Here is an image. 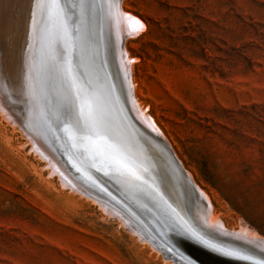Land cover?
Listing matches in <instances>:
<instances>
[{"label": "rangeland", "instance_id": "obj_1", "mask_svg": "<svg viewBox=\"0 0 264 264\" xmlns=\"http://www.w3.org/2000/svg\"><path fill=\"white\" fill-rule=\"evenodd\" d=\"M122 3L145 24L125 47L146 114L216 217L264 237V0ZM14 129L0 113V264H174Z\"/></svg>", "mask_w": 264, "mask_h": 264}, {"label": "water", "instance_id": "obj_2", "mask_svg": "<svg viewBox=\"0 0 264 264\" xmlns=\"http://www.w3.org/2000/svg\"><path fill=\"white\" fill-rule=\"evenodd\" d=\"M121 3L60 0L63 13L57 17L49 16L44 0H38L25 73L24 122L81 191L116 209L166 259L172 255L177 264H264V255L207 234L196 217L195 200L204 199L208 208L210 203L167 140L132 113L130 75L128 94L114 64L111 12L117 14ZM127 37L119 31L121 55Z\"/></svg>", "mask_w": 264, "mask_h": 264}, {"label": "bare ground", "instance_id": "obj_3", "mask_svg": "<svg viewBox=\"0 0 264 264\" xmlns=\"http://www.w3.org/2000/svg\"><path fill=\"white\" fill-rule=\"evenodd\" d=\"M122 4L123 3H121V9L117 14H115L114 10H112L113 13L111 12L112 30H114V38L116 42V45L114 46V64L118 74L124 78L125 84L126 74L130 75L129 89L133 96V103H131L130 106L135 118L146 129L149 128L152 132H157L162 137H164V133L157 127L152 118L146 114V110L143 108L142 103L135 95L136 89L134 90L135 81L133 78V64L131 63L136 59L130 56V53L126 50V47L124 49V55H121L119 52L117 42L119 31L120 34L128 36L127 38H134L137 35H140V33L145 28V24L142 20L130 16L126 11L123 10ZM37 9L38 0H0V113L4 119L7 120L15 129L22 132V136L26 139L25 144L29 145L34 155H37L41 160H43V162H45L46 169L49 168L50 172L52 171V174L57 175L64 186L85 194L86 192L84 193L77 187L75 181L68 175L61 162L54 156L48 146L40 139L35 129H32V126L29 128V124L26 125V121L24 122L23 120L24 113L22 112V109L26 108L28 94L25 73L26 69L28 68L27 58L30 45V36L32 32V24ZM131 19H134L138 25L131 22ZM129 24H131V27H129ZM126 87L127 93L129 94L130 92L127 84ZM25 144H23V146H25ZM149 150L152 156L155 157L161 165H164L165 162L162 157H160V153L153 148ZM189 176L192 178L190 174ZM201 192L204 194L211 206L208 208L204 199L200 198L195 200V207L197 210V216H195L198 218L199 224L202 226V228H204L207 234L216 236L223 243L232 242L233 245H239L240 247H244L246 249H252L253 251L264 255V237L256 233L257 231L251 232L245 228L239 227V229H229L221 219L216 217L214 211L212 212L213 206L211 201H209V196L206 195L202 190ZM87 194L89 193L87 192ZM87 194H85V196ZM173 195L175 196V199H177V194L174 193ZM92 199L98 202V200L95 198ZM178 200H180L179 197L176 200L177 205H181L180 201ZM98 203L108 213H111L114 215V217L116 216L121 219L122 222L126 224L132 232L136 233V235H139L142 240L149 243L153 249L164 256L162 250H160L155 243L151 242L149 238H146L143 232L133 226V224L124 218L121 213L109 205H106L104 202ZM180 211L182 212V209ZM171 258L172 255L168 260L172 261ZM172 262L177 264L174 261Z\"/></svg>", "mask_w": 264, "mask_h": 264}, {"label": "snow or ice", "instance_id": "obj_4", "mask_svg": "<svg viewBox=\"0 0 264 264\" xmlns=\"http://www.w3.org/2000/svg\"><path fill=\"white\" fill-rule=\"evenodd\" d=\"M44 5L49 16L55 14L57 17H59L63 13V9L59 7L60 0H44ZM129 27H131V24H129Z\"/></svg>", "mask_w": 264, "mask_h": 264}]
</instances>
